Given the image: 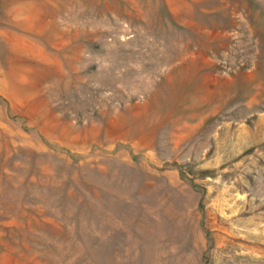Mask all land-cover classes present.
<instances>
[{
  "label": "rangeland",
  "instance_id": "1",
  "mask_svg": "<svg viewBox=\"0 0 264 264\" xmlns=\"http://www.w3.org/2000/svg\"><path fill=\"white\" fill-rule=\"evenodd\" d=\"M0 264H264V0H0Z\"/></svg>",
  "mask_w": 264,
  "mask_h": 264
}]
</instances>
